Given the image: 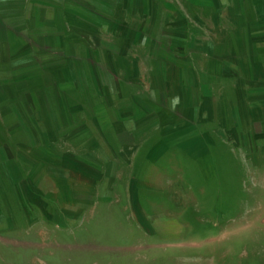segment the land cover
<instances>
[{
	"label": "rangeland",
	"instance_id": "374dc122",
	"mask_svg": "<svg viewBox=\"0 0 264 264\" xmlns=\"http://www.w3.org/2000/svg\"><path fill=\"white\" fill-rule=\"evenodd\" d=\"M194 1L0 0V264H264V0Z\"/></svg>",
	"mask_w": 264,
	"mask_h": 264
},
{
	"label": "trees",
	"instance_id": "16d2710c",
	"mask_svg": "<svg viewBox=\"0 0 264 264\" xmlns=\"http://www.w3.org/2000/svg\"><path fill=\"white\" fill-rule=\"evenodd\" d=\"M184 20H185V18H184ZM183 78H186V77L183 76ZM180 82H181L182 85H186V83L188 82V79L187 80L186 79H180ZM59 88L60 87L58 85H57L56 88L55 87H50V89L48 90V96L50 98V101L54 104L55 110L58 111L57 112L58 115L67 117L68 113L66 112V110H67L68 106L71 107L69 101L72 100L73 97H70V96L66 95L65 91H64V93H59V91L61 89V88L60 89ZM69 90L73 91V92L76 91V89H74L73 87H71V89H67V91H69ZM77 90H78V96L82 97V93L80 92V90L79 89H77ZM49 91H51L52 93L49 92ZM54 113H55V111H54ZM73 114H74V112L71 113V115H73ZM65 128H67V127L62 128V130H61L63 134L65 133L64 132ZM70 129H72V127ZM66 135L67 134L59 135V136L64 137Z\"/></svg>",
	"mask_w": 264,
	"mask_h": 264
},
{
	"label": "crops",
	"instance_id": "0c3cea01",
	"mask_svg": "<svg viewBox=\"0 0 264 264\" xmlns=\"http://www.w3.org/2000/svg\"><path fill=\"white\" fill-rule=\"evenodd\" d=\"M187 2H190V3H192L194 6L195 5H204V3H201V2H198V1H194V0H186ZM217 1V4L219 5V9H221V8H223L224 7V5H223V3H222V0H216ZM231 30H232V28H231ZM241 46L238 44L237 45V50L239 51V54H241V51L238 49V48H240ZM235 51V49L233 48V47H231V50H229V51H227L226 53H227V55L229 56V55H231V54H233V52ZM197 54L200 52L199 50L198 51H195ZM245 54V53H244ZM242 55V54H241ZM246 55V54H245ZM211 56H214V54L213 53H211ZM209 57H210V55H209ZM257 58H256V60H254L251 56H250V58H251V60H254V61H256L255 62V66L258 64V66H259V68L258 69H260L261 67V62L263 61V60H259V56H256ZM240 62H242V60H238L237 59V63H238V66H242V64L240 63ZM244 63V62H243ZM248 66H249V64H248ZM191 68H195L193 65H191ZM244 71H240L239 73H243ZM248 72H245L244 74H247ZM258 73H260V70H258L257 72H256V74L255 75H259ZM229 76H231L232 78H233V76H232V74H230V72H229ZM234 76H235V74H234ZM241 77V76H240ZM173 76L172 77H170V79L171 80H168V82H172V81H174L173 80ZM260 81H261V79H260ZM259 81V82H260ZM181 83V82H180ZM187 85H196V87L197 86H199V83L198 82H196V83H192V81H189L188 80V82L186 83V86ZM234 86H236V85H234ZM261 89H264V87L263 88H261ZM234 92H235V88H234V90H233ZM239 91V90H238ZM189 95H187V97H188ZM62 136H59V138L58 139H60ZM199 145L201 146L202 145V147H203V144L202 143H199ZM185 147H187V146H185ZM201 147V148H202ZM201 153H203V150H201ZM93 161H95V159H93Z\"/></svg>",
	"mask_w": 264,
	"mask_h": 264
},
{
	"label": "clouds",
	"instance_id": "9594fccd",
	"mask_svg": "<svg viewBox=\"0 0 264 264\" xmlns=\"http://www.w3.org/2000/svg\"><path fill=\"white\" fill-rule=\"evenodd\" d=\"M179 104V97L173 98V107Z\"/></svg>",
	"mask_w": 264,
	"mask_h": 264
}]
</instances>
